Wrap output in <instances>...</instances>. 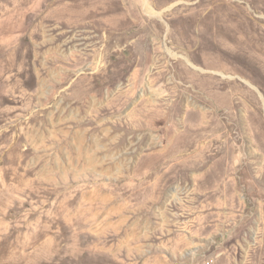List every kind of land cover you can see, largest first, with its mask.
<instances>
[{"label": "rangeland", "instance_id": "374dc122", "mask_svg": "<svg viewBox=\"0 0 264 264\" xmlns=\"http://www.w3.org/2000/svg\"><path fill=\"white\" fill-rule=\"evenodd\" d=\"M263 167L264 0H0V264H264Z\"/></svg>", "mask_w": 264, "mask_h": 264}, {"label": "bare ground", "instance_id": "6f19581e", "mask_svg": "<svg viewBox=\"0 0 264 264\" xmlns=\"http://www.w3.org/2000/svg\"><path fill=\"white\" fill-rule=\"evenodd\" d=\"M243 169V171H240L238 174H239V180L237 179V183H236V186L235 187H231V186H224V187H220V188H217L218 187V181H219V178H220V176H219V174H216V173H213L212 174V179H211V185H212V190H211V192H212V195L214 196V197H219V196H222L221 195V192H223V193H227V192H231L232 191V197L233 198H236L235 197V194L242 188V187H240V185L244 182V180H243V178H242V176H243V174L246 176V177H248V178H251L250 177V172L248 171V168L245 166V168H242ZM263 170H264V167L262 168ZM222 176V175H221ZM226 177V176H225ZM245 178V177H244ZM247 178V179H248ZM263 181H264V173H262V174H260L258 177H256L255 178V180L253 181L254 182V184L256 185V187H257V190H258V194L259 195H261L262 194V189H263V187H264V185H263ZM246 185L249 183V181L248 180H246ZM242 186V185H241ZM245 190V189H244ZM227 195V194H226ZM229 195V194H228ZM231 207H232V205H231ZM231 207H229L228 209H231ZM234 206L232 207V210H231V212L228 214V216H227V218H228V220L229 219H235L236 217H237V215L234 213ZM258 211L261 213V216L263 217V215H262V213L264 212V207L260 204V203H258ZM262 223V225L264 226V223L263 222H261ZM235 226H238V222H236L235 224H230L229 225V227H230V229H232V231H229L228 233H230L227 237H224V241H223V244H221L220 245V248L222 247V249L224 250L227 246H228V244L235 238V234H238V233H240L239 232V230H236L234 227ZM239 226H241V225H239ZM261 235L263 236L264 235V230L263 229H261ZM260 243H262V248H263V246H264V238L262 239L261 238V240H260Z\"/></svg>", "mask_w": 264, "mask_h": 264}]
</instances>
